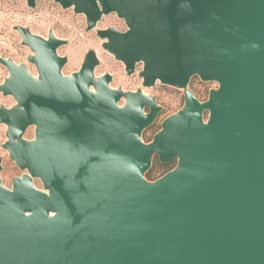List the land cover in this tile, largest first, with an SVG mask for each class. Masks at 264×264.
Here are the masks:
<instances>
[{
  "label": "water",
  "instance_id": "water-1",
  "mask_svg": "<svg viewBox=\"0 0 264 264\" xmlns=\"http://www.w3.org/2000/svg\"><path fill=\"white\" fill-rule=\"evenodd\" d=\"M55 1L88 30L124 19L125 31L97 29L103 48L185 102L147 142L154 95L96 76L94 49L63 74L67 39L17 25L39 76L0 56V91L17 101L0 107L3 146L26 170L8 187L0 157V264H264V0ZM194 76L218 84L208 99ZM156 155L177 163L150 180Z\"/></svg>",
  "mask_w": 264,
  "mask_h": 264
},
{
  "label": "rangeland",
  "instance_id": "rangeland-1",
  "mask_svg": "<svg viewBox=\"0 0 264 264\" xmlns=\"http://www.w3.org/2000/svg\"><path fill=\"white\" fill-rule=\"evenodd\" d=\"M17 25L27 26L32 32L43 37H48L49 33L53 32L56 36L67 39V44L59 48V53L68 56V63L63 69L65 73L79 69L85 53L94 49L100 59L95 69L96 76L111 73L113 87H122L124 90L142 89L146 93L154 95L158 103L162 105V109L156 121L143 133V138L147 142L152 140L154 134L160 130L162 121L179 110L185 102L183 89L159 82L152 87H145L143 79L139 75L140 65L137 66L135 73L128 75L124 63L103 48L104 39L97 34V29L110 26H114L120 31L127 29L124 19L118 17L116 13L104 15L95 29L88 30L84 14L76 13L73 8L65 9L55 0H37V5L34 8L28 5L27 0H0V56L25 63L28 69L35 73L34 64L28 60L32 51L23 44L22 36L16 29ZM7 74V69L0 64V82ZM217 86L216 82H205L198 76H194L189 84V88L201 101L208 99L210 89ZM13 101V98L0 93V105H9ZM6 132L7 126L0 123V157L3 159L1 176L3 183L12 187L14 177L20 176L24 170L10 158L9 152L3 147V142L7 139ZM33 136L34 129L30 127L24 137L32 138ZM176 163L177 161L161 162L156 155L146 177L150 180L157 179L172 169ZM34 181L36 186L43 187L39 179H34Z\"/></svg>",
  "mask_w": 264,
  "mask_h": 264
},
{
  "label": "flooded vegetation",
  "instance_id": "flooded-vegetation-1",
  "mask_svg": "<svg viewBox=\"0 0 264 264\" xmlns=\"http://www.w3.org/2000/svg\"><path fill=\"white\" fill-rule=\"evenodd\" d=\"M125 31V30H124ZM103 39V38H102ZM106 39H104V41H105ZM104 43V42H103ZM67 44V43H66ZM66 44H64V45H66ZM64 45H61L60 47H62V46H64ZM59 47V48H60ZM59 48H58V53H59ZM88 52V51H87ZM86 52V53H87ZM86 53H85V56H86ZM97 53V52H96ZM61 56H66L67 57V62L65 63V65L62 67V72H63V74H65V75H69V74H71L72 72H75V71H77V70H79V69H77V70H75V71H72L71 73H65L64 71H63V69H64V67L66 66V64L68 63V56L67 55H65V54H61V53H59ZM30 55V54H29ZM97 55H98V53H97ZM85 56H84V58H85ZM5 57V56H4ZM99 57V56H98ZM6 58H10V57H6ZM12 59V58H11ZM12 60H14V59H12ZM100 60V59H99ZM15 61V60H14ZM16 62V61H15ZM16 63H18V64H20L19 62H16ZM0 64H2L6 69H7V72H8V74L3 78V80L0 82V83H3V82H5V80L10 76V71H9V69H8V67L5 65V64H3V63H1L0 62ZM32 64H34V63H32ZM82 65V64H81ZM140 65V67H141V69H142V65L141 64H138L137 66H139ZM27 66V65H26ZM34 66H35V68H36V72L35 73H33L32 71H30L29 69V71L34 75V76H36V77H38L39 76V72H38V69H37V66L34 64ZM98 66V65H97ZM96 66V67H97ZM81 67V66H80ZM28 68V67H27ZM137 68V67H136ZM96 69V68H95ZM102 75V74H101ZM100 76V75H99ZM0 93L3 95V96H6V97H11V98H13V103L12 104H9V105H5V104H1L0 105V107L1 106H6V107H8V108H11L12 106H14L15 104H16V99L14 98V96L13 95H11V94H4L2 91H0ZM150 109L149 108H146V111H149ZM1 123V122H0ZM2 124H5V123H2ZM6 126H7V129H8V125L7 124H5ZM30 127H32L33 129H34V136L32 137V138H34L35 137V126L34 125H32V126H29L27 129H26V131L30 128ZM147 129V128H146ZM145 129V130H146ZM7 133V132H6ZM26 133V132H25ZM26 138V137H25ZM7 139H8V137H7ZM6 139V140H7ZM28 139H31V138H28ZM5 140V141H6ZM4 141V142H5ZM4 142H3V144H4ZM4 147V146H3ZM5 148V147H4ZM6 149V148H5ZM7 150V149H6ZM8 151V150H7ZM2 158V157H1ZM13 160V159H12ZM173 161H177V159H174ZM16 163V162H15ZM2 165H3V159H2ZM3 168V167H2ZM24 172H26V170H24ZM23 172V173H24ZM22 173V174H23ZM21 174V175H22ZM20 175V176H21Z\"/></svg>",
  "mask_w": 264,
  "mask_h": 264
},
{
  "label": "trees",
  "instance_id": "trees-1",
  "mask_svg": "<svg viewBox=\"0 0 264 264\" xmlns=\"http://www.w3.org/2000/svg\"><path fill=\"white\" fill-rule=\"evenodd\" d=\"M170 170H171V169H170ZM168 171H169V170H168ZM168 171H167V172H168Z\"/></svg>",
  "mask_w": 264,
  "mask_h": 264
}]
</instances>
